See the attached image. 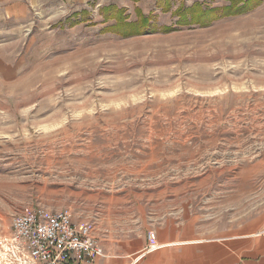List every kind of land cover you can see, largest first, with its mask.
Wrapping results in <instances>:
<instances>
[{
	"label": "rangeland",
	"instance_id": "374dc122",
	"mask_svg": "<svg viewBox=\"0 0 264 264\" xmlns=\"http://www.w3.org/2000/svg\"><path fill=\"white\" fill-rule=\"evenodd\" d=\"M5 4L0 255L29 205L159 264H264V0Z\"/></svg>",
	"mask_w": 264,
	"mask_h": 264
},
{
	"label": "built area",
	"instance_id": "2783aa9c",
	"mask_svg": "<svg viewBox=\"0 0 264 264\" xmlns=\"http://www.w3.org/2000/svg\"><path fill=\"white\" fill-rule=\"evenodd\" d=\"M9 228L11 246L22 263L65 264L75 256L92 264L104 256L92 225L73 221L66 210L23 206L13 214ZM148 240V249H154V235Z\"/></svg>",
	"mask_w": 264,
	"mask_h": 264
},
{
	"label": "crops",
	"instance_id": "0c3cea01",
	"mask_svg": "<svg viewBox=\"0 0 264 264\" xmlns=\"http://www.w3.org/2000/svg\"><path fill=\"white\" fill-rule=\"evenodd\" d=\"M0 6H5L6 10H9V7H6L5 0L4 4ZM100 235H102L99 240L104 251V256L97 258L92 264H159L158 260L161 259V254H151L152 250H148L147 242L143 239L139 240L137 245H135L134 242L117 240L111 242L106 239L103 232H101V234L99 233V237ZM6 242L7 247L5 253L0 255V264H29L27 262L22 263L20 259H17L18 255H16L14 248L11 246L10 228L9 240ZM65 264H85V262L81 257L74 256Z\"/></svg>",
	"mask_w": 264,
	"mask_h": 264
},
{
	"label": "trees",
	"instance_id": "16d2710c",
	"mask_svg": "<svg viewBox=\"0 0 264 264\" xmlns=\"http://www.w3.org/2000/svg\"><path fill=\"white\" fill-rule=\"evenodd\" d=\"M190 9H192V7ZM105 10H108V9L105 8ZM118 11L122 12V10H118ZM214 12H215V10H212L210 13H214ZM206 14H209V13H205L203 11L199 12V16H204ZM121 15L122 14L115 15L114 18L117 17V19H121L122 18ZM146 21L147 20L141 15L139 17V21L125 23L128 26H132L131 28H134V29H128V34L129 35L126 36V37L133 36V35H143V34H145L149 30V26H150L149 24H147ZM117 25H118V23H117ZM112 28H115V27H112ZM115 31H116L115 34L122 35L121 34V30H119V31L115 30ZM160 31H162V32H172V31H174V29L173 28H168V27H166V28L163 27L162 29H160ZM125 35H127V34H125Z\"/></svg>",
	"mask_w": 264,
	"mask_h": 264
},
{
	"label": "bare ground",
	"instance_id": "6f19581e",
	"mask_svg": "<svg viewBox=\"0 0 264 264\" xmlns=\"http://www.w3.org/2000/svg\"><path fill=\"white\" fill-rule=\"evenodd\" d=\"M182 244H186V243H182ZM154 249H156V246H155V248Z\"/></svg>",
	"mask_w": 264,
	"mask_h": 264
}]
</instances>
